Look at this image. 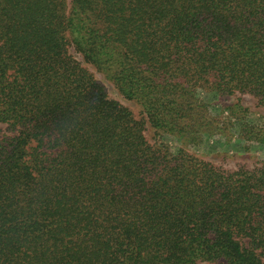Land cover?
<instances>
[{
    "label": "trees",
    "instance_id": "1",
    "mask_svg": "<svg viewBox=\"0 0 264 264\" xmlns=\"http://www.w3.org/2000/svg\"><path fill=\"white\" fill-rule=\"evenodd\" d=\"M236 94L264 0H0V264H264V160L188 150L264 144Z\"/></svg>",
    "mask_w": 264,
    "mask_h": 264
},
{
    "label": "rangeland",
    "instance_id": "2",
    "mask_svg": "<svg viewBox=\"0 0 264 264\" xmlns=\"http://www.w3.org/2000/svg\"><path fill=\"white\" fill-rule=\"evenodd\" d=\"M75 56L78 60L82 61L84 66H86L95 76V78L105 87L107 93L111 98L119 100L126 105H129L135 111H137V107H135L131 102H128L124 99L116 87L112 84L110 80H108L105 75L99 72L94 66L83 60V56L79 54L77 51L72 49ZM222 104L229 105L234 103H240L246 109H248L245 116H247V120L249 122H260L264 125V107L258 104V99L251 94H236L230 95L226 97H222L219 100ZM13 134L11 131H8L5 126L0 129V134ZM153 135V134H151ZM165 140L171 142L174 146L178 147L180 145L179 141H177L174 136H166ZM240 145L237 142H234L231 145H225V143H210V144H202L198 146H189L188 150L193 154L206 158L208 160L214 162H221L226 164L227 166H233L238 161L248 160L251 162L262 161L264 160V144H260L258 146H254L250 151L244 152ZM199 264H206L204 262Z\"/></svg>",
    "mask_w": 264,
    "mask_h": 264
}]
</instances>
